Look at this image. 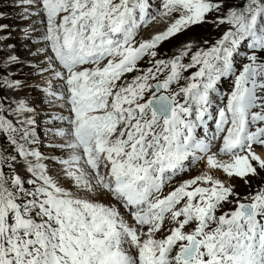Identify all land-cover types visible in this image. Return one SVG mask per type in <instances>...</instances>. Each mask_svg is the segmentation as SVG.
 Listing matches in <instances>:
<instances>
[{
  "label": "snow or ice",
  "instance_id": "snow-or-ice-1",
  "mask_svg": "<svg viewBox=\"0 0 264 264\" xmlns=\"http://www.w3.org/2000/svg\"><path fill=\"white\" fill-rule=\"evenodd\" d=\"M4 9L0 264H264V0Z\"/></svg>",
  "mask_w": 264,
  "mask_h": 264
},
{
  "label": "rangeland",
  "instance_id": "rangeland-1",
  "mask_svg": "<svg viewBox=\"0 0 264 264\" xmlns=\"http://www.w3.org/2000/svg\"><path fill=\"white\" fill-rule=\"evenodd\" d=\"M7 13V18L0 21V23H7L10 26L11 38L9 40L10 44H13L15 47L12 49L13 53L20 57L21 61H27V63L31 62L30 58L32 57V53L36 50L37 46L35 44L38 40H35L33 43H29L28 39H31L30 34L25 35L24 29L19 27L21 22H26V20L22 19L20 16V10H8L4 9ZM19 12V13H18ZM36 31H34L35 33ZM197 36H214L216 35L214 32H211V29H202L198 30L197 33H194ZM35 37L39 39V37L35 34ZM31 47V48H29ZM171 46L166 45L165 50H168ZM32 49V50H30ZM32 51V52H31ZM18 75L21 79H28L30 83L37 84L39 82V76L36 75L33 70L28 66H22L17 70ZM30 96H34L37 99H42V93L40 89H28L27 90Z\"/></svg>",
  "mask_w": 264,
  "mask_h": 264
},
{
  "label": "bare ground",
  "instance_id": "bare-ground-1",
  "mask_svg": "<svg viewBox=\"0 0 264 264\" xmlns=\"http://www.w3.org/2000/svg\"><path fill=\"white\" fill-rule=\"evenodd\" d=\"M19 13V12H18ZM23 19V18H22ZM38 27V26H37ZM162 27V26H161ZM41 33H42V30L41 29H37L36 30V32L34 33V35L36 34L38 37L41 35ZM42 46V45H41ZM41 46H39V47H41ZM39 47H37V48H39ZM37 48H36V50H37ZM30 50H32V49H30ZM36 50L34 51V52H36ZM32 52V51H31ZM33 52V53H34ZM41 57H35V58H33V57H31L30 58V60H31V62H33V63H36L39 59H40ZM40 78V77H39Z\"/></svg>",
  "mask_w": 264,
  "mask_h": 264
}]
</instances>
